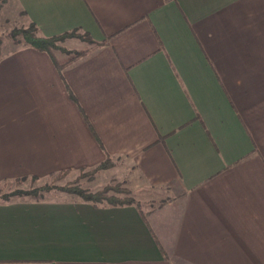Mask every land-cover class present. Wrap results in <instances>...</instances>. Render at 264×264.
<instances>
[{"label":"crops","instance_id":"crops-1","mask_svg":"<svg viewBox=\"0 0 264 264\" xmlns=\"http://www.w3.org/2000/svg\"><path fill=\"white\" fill-rule=\"evenodd\" d=\"M7 1L2 19L93 43L62 71L3 53L0 186L110 158L102 176L168 197L0 199V264H264V0Z\"/></svg>","mask_w":264,"mask_h":264},{"label":"rangeland","instance_id":"rangeland-1","mask_svg":"<svg viewBox=\"0 0 264 264\" xmlns=\"http://www.w3.org/2000/svg\"><path fill=\"white\" fill-rule=\"evenodd\" d=\"M7 3L8 1L5 0L0 10V50L2 55L6 50L17 49L24 45H27L22 35L18 34L20 33V31L29 29L31 27L30 25L21 26L20 24H18V22L2 19L1 13L2 11H4ZM75 40L83 41L78 37L67 38L62 41H58L57 46L58 48H62L67 52H76L78 51V49H82V47L80 46V43ZM55 52L58 56H63V60L69 59V56L66 54V52H62L59 49H56ZM112 162L115 164L113 167H115L117 162ZM102 171L104 170L96 171V168L89 170L69 171L59 173L45 180L28 179L7 183L0 186V199L11 196L12 200L14 198H19L17 196L19 195V192H23L26 194L35 190H40L38 195L22 196L20 198H29L32 200H54L59 197H65L67 195L78 196L76 194H70L62 191L67 187H80L82 190L93 194L102 192L106 188H113L109 189V191L107 192L109 196L132 198L138 205H140V207H142L144 210H148L157 207L162 203V201H160L161 199L168 197V193H166L161 188L152 187L151 189L148 188L145 192H135L129 187L126 181L118 180L116 178L110 179L109 177H104L101 175ZM46 186H49L51 190L42 191L41 189ZM117 189L122 190L123 192H118ZM125 190L129 191V193L124 192Z\"/></svg>","mask_w":264,"mask_h":264},{"label":"trees","instance_id":"trees-1","mask_svg":"<svg viewBox=\"0 0 264 264\" xmlns=\"http://www.w3.org/2000/svg\"><path fill=\"white\" fill-rule=\"evenodd\" d=\"M4 2H5V0H0V10H1V7H2ZM18 35H22L23 39L25 40V42L27 43L28 46H30V47L38 50V51L46 52V53L50 54L52 57L55 56V54H56L55 50L56 49H59L62 52H66V54L69 56V59H67V62L65 64H61L57 59H55L56 66L60 69V71H62L66 65L76 61L78 58L85 55L87 53V51H76V52L70 51V52H67L62 48H58V46H57L58 41H62V40L67 39V38L78 37L87 43H90V44L93 43V42H91V40L87 36L82 35V34H78L75 32L65 34L63 36L53 37V38L40 37L38 35V28L35 25H31V27L29 29L20 31V33ZM1 57H2V54H1V50H0V60H1ZM114 165L115 164L112 162V160L110 158H108L102 165H100L98 168H96V171L109 169V168H112ZM109 189H113V188H106L104 191L97 192L94 194L89 193L87 191H84L80 187H67V188H64L62 191L70 193V194H76L80 198L84 199L85 201L92 202L95 205L103 204V203L107 202L109 205H112V206L137 205L138 207H140V205H138L136 203V201L132 198H128V197L127 198H120V197H116V196H109L107 194ZM41 190L42 191H50L51 188L49 186H46V187H43ZM39 191L40 190H35V191H32L30 193H26V194L23 192H19L18 193L19 195H17V196L18 197L35 196V195H38ZM117 191L123 192L122 190H118V189H117ZM124 192L129 193V191H127V190H125ZM3 200H6V201L11 200V196H8V197L4 198Z\"/></svg>","mask_w":264,"mask_h":264}]
</instances>
